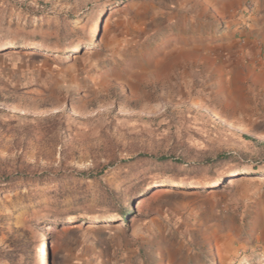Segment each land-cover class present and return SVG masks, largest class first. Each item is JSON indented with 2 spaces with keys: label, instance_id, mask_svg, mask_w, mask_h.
Listing matches in <instances>:
<instances>
[{
  "label": "rangeland",
  "instance_id": "rangeland-1",
  "mask_svg": "<svg viewBox=\"0 0 264 264\" xmlns=\"http://www.w3.org/2000/svg\"><path fill=\"white\" fill-rule=\"evenodd\" d=\"M263 13L0 0V264H264Z\"/></svg>",
  "mask_w": 264,
  "mask_h": 264
},
{
  "label": "trees",
  "instance_id": "trees-1",
  "mask_svg": "<svg viewBox=\"0 0 264 264\" xmlns=\"http://www.w3.org/2000/svg\"><path fill=\"white\" fill-rule=\"evenodd\" d=\"M225 154H220L218 157L223 158ZM126 215V212H124ZM21 236L17 237L12 245L11 249L8 250L9 259L13 264H34L33 259L28 262V255L31 254V242H30V231L28 229H20ZM25 255L26 258L21 262L20 256Z\"/></svg>",
  "mask_w": 264,
  "mask_h": 264
},
{
  "label": "crops",
  "instance_id": "crops-1",
  "mask_svg": "<svg viewBox=\"0 0 264 264\" xmlns=\"http://www.w3.org/2000/svg\"><path fill=\"white\" fill-rule=\"evenodd\" d=\"M252 25L255 28V31H260V29L262 30V28L264 27V13L260 16H256L253 19Z\"/></svg>",
  "mask_w": 264,
  "mask_h": 264
},
{
  "label": "bare ground",
  "instance_id": "bare-ground-1",
  "mask_svg": "<svg viewBox=\"0 0 264 264\" xmlns=\"http://www.w3.org/2000/svg\"><path fill=\"white\" fill-rule=\"evenodd\" d=\"M95 29L92 28V31H94ZM218 116V115H217ZM242 127V126H240ZM242 130H247L246 128L242 127ZM46 248L45 246H41L40 250H39V259L43 262V264H46Z\"/></svg>",
  "mask_w": 264,
  "mask_h": 264
}]
</instances>
